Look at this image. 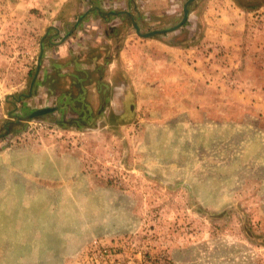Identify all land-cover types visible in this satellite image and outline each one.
<instances>
[{"label":"rangeland","instance_id":"1","mask_svg":"<svg viewBox=\"0 0 264 264\" xmlns=\"http://www.w3.org/2000/svg\"><path fill=\"white\" fill-rule=\"evenodd\" d=\"M166 1L141 32L180 21L186 0ZM202 3L169 42L195 39ZM121 4L137 3L0 0V264H264V121L243 103L264 100L256 76L252 91H168L120 69L125 94L105 67L52 70L50 47L81 13Z\"/></svg>","mask_w":264,"mask_h":264},{"label":"crops","instance_id":"2","mask_svg":"<svg viewBox=\"0 0 264 264\" xmlns=\"http://www.w3.org/2000/svg\"><path fill=\"white\" fill-rule=\"evenodd\" d=\"M155 1L135 0L137 4L133 11L121 7L122 4L119 9L112 8L105 13L99 7L95 9L69 37L50 47L51 54L54 53L52 70L58 72L59 68L65 72L72 65L105 67L112 90H122L125 94L130 83L121 75L120 69L137 76L131 83H165L168 91L189 90L194 84L199 89L252 91L253 86L249 84L252 76H256V81L261 84L256 90L264 91V14L255 19L256 11H264V3L245 6L236 0H203L200 21L195 22L197 36L180 44L166 38L175 33L173 31L163 37H143L125 25L127 16L130 20L133 16L137 21L139 18L141 27L154 18L153 13L170 9L166 0L162 2L163 6H158ZM174 9L171 5V10ZM48 50L44 47V59ZM77 52L83 54L74 60L71 55ZM223 74L226 77L222 78ZM89 89L97 98L96 84H90ZM255 97L252 101L243 100V103L260 107L258 111L262 112L264 121V100L259 101L261 95Z\"/></svg>","mask_w":264,"mask_h":264},{"label":"water","instance_id":"3","mask_svg":"<svg viewBox=\"0 0 264 264\" xmlns=\"http://www.w3.org/2000/svg\"><path fill=\"white\" fill-rule=\"evenodd\" d=\"M193 1V0H186L184 3H183V6H182V17L180 19V21L171 26V27H168V28H161V29H154V30H150L148 32H141L140 31V28H139V25L137 24L136 20L135 19H132V26L134 27L136 33L140 36H143V37H149V36H154V35H157V34H161V33H165V32H169V31H172L178 27H180L181 25H183V23L186 21V19L188 18V14H189V8H188V4ZM93 7V6H92ZM98 9V7H95ZM91 9V7L89 8ZM88 9V10H89ZM87 10H85L83 13H81L76 21L74 22L73 26L70 28V30L66 33L69 34L70 32H72L76 26L79 24V22L86 16L87 14ZM42 51H43V43L42 41L40 42V52L38 54V60H37V68L35 70V74L32 78V81H31V84H30V87H29V91L31 92L32 91V88H33V82L35 80V77L37 75V72L39 70V66H40V60H41V57H42ZM53 110V107H43V108H37L33 111H31L30 113H27V114H24L22 116L20 115H17L15 114L14 115V118H15V121L18 122L20 120H24V119H27V118H35V117H41L47 113H50L51 111Z\"/></svg>","mask_w":264,"mask_h":264}]
</instances>
